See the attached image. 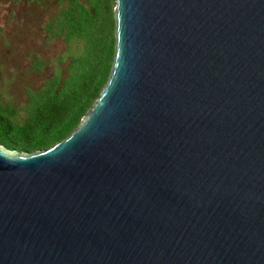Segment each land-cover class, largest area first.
Listing matches in <instances>:
<instances>
[{
	"label": "water",
	"instance_id": "1",
	"mask_svg": "<svg viewBox=\"0 0 264 264\" xmlns=\"http://www.w3.org/2000/svg\"><path fill=\"white\" fill-rule=\"evenodd\" d=\"M79 126L0 146V264H264V0H116Z\"/></svg>",
	"mask_w": 264,
	"mask_h": 264
},
{
	"label": "trees",
	"instance_id": "2",
	"mask_svg": "<svg viewBox=\"0 0 264 264\" xmlns=\"http://www.w3.org/2000/svg\"><path fill=\"white\" fill-rule=\"evenodd\" d=\"M8 1L12 17L20 6L42 11L45 45H63L49 60L30 53L28 73L43 78L22 101L1 88L7 79L0 73V146L33 154L69 136L100 96L114 60L116 0Z\"/></svg>",
	"mask_w": 264,
	"mask_h": 264
},
{
	"label": "rangeland",
	"instance_id": "3",
	"mask_svg": "<svg viewBox=\"0 0 264 264\" xmlns=\"http://www.w3.org/2000/svg\"><path fill=\"white\" fill-rule=\"evenodd\" d=\"M0 3V73L7 79L5 85L1 83V88L13 94L14 100L19 102L26 98V88L37 86L43 78V74L28 73L34 59L30 53L36 52L49 60L63 45L58 41L45 45L40 27L42 11L20 6L12 17L9 1L0 0Z\"/></svg>",
	"mask_w": 264,
	"mask_h": 264
}]
</instances>
